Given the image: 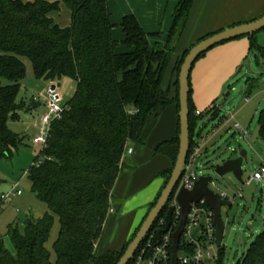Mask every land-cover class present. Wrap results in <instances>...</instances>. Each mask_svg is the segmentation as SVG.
<instances>
[{"label": "trees", "instance_id": "1", "mask_svg": "<svg viewBox=\"0 0 264 264\" xmlns=\"http://www.w3.org/2000/svg\"><path fill=\"white\" fill-rule=\"evenodd\" d=\"M194 1H179L167 40L163 46L158 43L152 47L150 38L160 37L161 33L146 32L132 14L121 23L124 40L114 39L109 0H0V160L11 158L24 142L9 127L10 119L18 117L23 108L17 101L27 76L23 58L31 61L38 79L59 81L69 77L76 82V91L66 103L68 109L52 123L47 146L27 172L32 191L47 205L48 212L40 218L28 219L23 229L16 223L9 225L7 235L13 248L0 237V264H117L141 225L119 250L98 253L97 245L111 214L113 190L126 163L127 148L131 144H146V126L161 109L176 103L179 112L181 65L196 43L215 33L200 38L177 58L173 82L166 87L165 77L175 44L186 28ZM64 9L70 12L66 25L58 23L55 16ZM257 34L238 38H249L251 48L264 58V47L259 44ZM121 43L130 51L118 53ZM192 93L190 76L189 154L199 145L195 129L197 118L202 115L195 113ZM218 111L213 104L210 112L216 115ZM258 124L259 137L264 140V107L259 112ZM179 134L180 123L173 138L154 148L156 153L172 160V166L161 173L166 183L178 155ZM172 201L173 196L168 206ZM166 212L167 208L151 232L160 229ZM56 216L60 229L53 243L55 258H52L46 244ZM194 248L192 245L186 249ZM215 264H226L223 246ZM237 264H264V232Z\"/></svg>", "mask_w": 264, "mask_h": 264}, {"label": "rangeland", "instance_id": "2", "mask_svg": "<svg viewBox=\"0 0 264 264\" xmlns=\"http://www.w3.org/2000/svg\"><path fill=\"white\" fill-rule=\"evenodd\" d=\"M257 37L259 43L264 45V30L258 32ZM248 40L250 42L249 38ZM124 47L128 50L126 45ZM241 54H243L241 56L243 59L237 69L231 73V77L226 79L230 76L224 70L227 66L226 63L220 71H216L213 82L204 84L205 86L201 90L202 100L193 102L195 108L202 111V115L197 118L196 139L198 134L205 137L220 128L213 143L202 149V154L197 160V172L201 176L213 175L215 182L212 186L227 192L228 197L232 199L231 207L222 208V218L225 222L222 244L223 261L226 264H237L256 237L264 232V181H254L251 184L246 182L249 176L264 162V140L260 137L253 138L255 129L259 125V112L264 107V58L260 57L259 63L256 58L258 51L251 48V44L250 48L248 47L247 51L241 52ZM23 59L27 66V76L22 82L17 97V101L23 104V108L19 110L18 117L10 119L9 127L12 131L20 134L24 138V142L14 151L11 158L0 160V195L9 190L10 183L19 180L20 188L23 190V195L4 204H1L0 199V237L4 238L6 245L10 248H13V244L7 233L11 223H16L23 229L28 219L40 218L48 212L47 205L39 200L32 191L27 172L42 150L41 145L34 143L33 139L41 134L42 128H45L44 134H46L47 126H44L41 117L47 112L46 96L43 89L47 88L49 84L45 80L36 78L33 74L31 61L27 57ZM57 83L60 85V92L66 102L69 101L76 91V83L69 77H63ZM260 89L263 90V93L260 95L259 101L258 98L252 97ZM193 94L194 92L192 97ZM248 96L252 98L250 102L246 101ZM33 101L40 105L33 107ZM210 103H214L221 109V114L216 119H213V114L210 112ZM165 109H161L159 114L151 118L146 126V134H150L148 136L150 142L156 139V133H160L158 131L162 126L158 130L156 128L161 118L164 128L171 123L170 117L164 116L165 111H168ZM224 119H230V122L225 120L223 125L216 128L217 124ZM237 121L247 131L246 137L243 132L236 130L234 124ZM242 149L248 151V156L243 163L244 182L241 183L230 174L224 177L218 176L214 171V166L229 157L237 156ZM128 165H130L129 158L126 159V166ZM114 202L112 204L118 206L120 201L116 197ZM59 229L60 223L56 216L46 244L52 253V258H55L53 243L58 237ZM106 248H109L108 243H101L98 251L104 252L103 250H107ZM211 250L212 255L205 259L204 264H215L213 257L216 256V253L213 249ZM180 254L182 255L183 251Z\"/></svg>", "mask_w": 264, "mask_h": 264}, {"label": "crops", "instance_id": "3", "mask_svg": "<svg viewBox=\"0 0 264 264\" xmlns=\"http://www.w3.org/2000/svg\"><path fill=\"white\" fill-rule=\"evenodd\" d=\"M179 1L180 0H109L111 21L114 24L112 30L114 39L120 42L124 40L125 32L121 23L125 16L132 14L137 17L146 32L152 34L161 33L160 37L153 36L150 38L151 46L156 47L158 43L163 46L167 40L168 32L173 25L174 11ZM263 14L264 0H195L186 28L175 44L173 59L168 68L164 85L167 87L173 82L174 75L172 74V70L177 58L182 55L185 50L192 47L200 38L227 27L253 21ZM55 16L56 20L63 25L70 22V12L67 9L55 14ZM124 46L122 44L119 45L116 51L118 53L130 51L128 46V50ZM262 46L264 47V45ZM248 47L250 48V42L247 37L230 40L210 49L205 56L195 63L191 73L194 103L202 100L201 90L205 86L204 84L210 81L213 82L215 80L214 74L216 71H220L226 63L227 66H225L224 70L226 73L230 74L226 79L231 77V73L237 69L243 59L241 57L243 55L241 52H246ZM256 58L260 63V56H258V54ZM57 82L58 81H47L49 86L56 84L59 87L60 85ZM49 86H47V88ZM47 88L44 87L43 90L46 91ZM171 91L174 95L173 86ZM262 93L263 90L261 91L260 89L252 98H258L259 100ZM248 97V102H250L252 98L250 96ZM64 102L67 103L65 98ZM207 103L208 101L206 104ZM213 104L214 103H210L209 107L211 108ZM166 109L168 111H165L164 116L170 117V127L164 128L161 118L157 123L156 130L161 126L162 128L158 131L160 133H156V139L154 141L150 142L148 138L150 134H146L145 130L146 144H132V146H130L133 148V152L126 156V159L129 158L130 165L126 166L125 163L123 171L113 190L112 203H115L114 199L116 197L120 202H118V206L113 204L114 212L110 214L103 235L98 242V253H102L98 251L101 243H108L109 248H106L107 250H119L131 239L134 232L147 216L151 203L156 200L166 184V178L161 173L172 166V160L165 154L156 153L154 148L160 142L173 138L178 133L179 123L177 104L173 103L166 107ZM211 113L213 114V112ZM220 114L221 109L219 108L218 113L216 115L213 114V119L218 118ZM225 120L229 121L230 119L221 120L216 128L220 127L221 124L223 125ZM231 121L233 122V120ZM167 128L168 131L166 132ZM219 129L220 128L213 131L211 135L198 137L197 141L201 149L207 148L208 145L213 143V139ZM230 175L235 178L232 174ZM16 182L19 183L20 187L19 180L10 183L9 189ZM17 212H19V210H17ZM107 250L104 249L103 251L105 252Z\"/></svg>", "mask_w": 264, "mask_h": 264}, {"label": "water", "instance_id": "4", "mask_svg": "<svg viewBox=\"0 0 264 264\" xmlns=\"http://www.w3.org/2000/svg\"><path fill=\"white\" fill-rule=\"evenodd\" d=\"M264 29V14L259 18L237 24L231 27H227L218 32H215L206 38L196 43L186 55L178 76L179 80V151L178 155L170 175L168 182L161 191L159 198L155 205L150 209L135 236L128 244L123 255L118 260L117 264H129L141 244L146 240L151 232L155 222L161 216L163 211L167 208L166 215L164 217V227L158 230L159 240L162 238V234L168 232L173 222V215L176 211L175 205H169L170 199L175 195L177 186L182 177L187 163L191 147V129H190V105H189V93H190V76L197 59L203 54L208 52L215 46L236 39L241 36L253 35ZM52 88L56 87V84L51 85ZM33 107L40 105L33 101ZM261 125H258L253 134V138L260 136ZM248 156V151L242 149L237 156L229 157L223 162L214 166L215 173L224 177L228 174H232L241 183L244 182V170L243 163ZM215 182L213 175H202L199 180L196 181L193 189H186L184 186L180 187L176 192V201L180 206L181 219L177 229L173 232V245H172V258L170 264H178L179 261V249L181 239L185 230L188 215L191 211L193 203H199L205 201L207 206L213 211L215 222V238L217 247L220 248L223 244V238L225 234V222L222 218V208L231 207L232 200L224 198L219 192L213 189L212 184Z\"/></svg>", "mask_w": 264, "mask_h": 264}, {"label": "built area", "instance_id": "5", "mask_svg": "<svg viewBox=\"0 0 264 264\" xmlns=\"http://www.w3.org/2000/svg\"><path fill=\"white\" fill-rule=\"evenodd\" d=\"M47 112L42 115L41 120L44 126H47L46 134L45 128L41 129V134L33 139V142L41 145V149H44L49 141L51 125L54 121L63 117L65 111L68 109V105L64 102L63 94L60 92L59 87L56 85L52 88L50 85L45 91ZM246 101H249V97H246ZM196 115H200L202 111L196 109ZM236 130L243 132L246 137L247 131L244 130L240 123L235 122ZM133 152L132 147L127 148V154ZM202 154V149L199 145L195 146L193 151L188 155L185 170L177 186L176 192L182 186L186 189H193L195 183L200 178V174L197 172V160ZM254 181H264V163H262L248 178L247 184H251ZM217 192H219L224 198L230 199L228 193L220 191L219 188L212 186ZM176 192L173 196L171 205L176 206V211L173 215V222L170 230L162 234L161 240L158 237V231L155 230L149 234L146 238V242L142 248H139L135 254L132 264H170L172 258V245H173V232L177 229L180 219L181 211L178 202L176 201ZM23 195V190L19 187V183H14L11 188L0 195L2 202L13 200L15 197ZM232 200V199H230ZM110 212H114V208H110ZM160 228L164 227V219L160 223ZM215 222L213 211L206 206L205 201L199 203H193L191 211L188 215L185 230L181 239L179 249V261L178 264H204L207 257H211L213 249L216 256L213 257L215 262L218 259L219 248H217L215 238ZM197 228V229H196ZM159 230V229H158ZM196 230V231H195ZM157 236V238H156ZM181 245L184 249L181 250ZM195 245L193 251H189L186 248ZM186 247V248H185ZM181 251L183 254L181 255Z\"/></svg>", "mask_w": 264, "mask_h": 264}]
</instances>
